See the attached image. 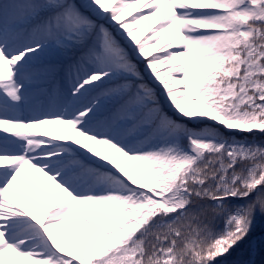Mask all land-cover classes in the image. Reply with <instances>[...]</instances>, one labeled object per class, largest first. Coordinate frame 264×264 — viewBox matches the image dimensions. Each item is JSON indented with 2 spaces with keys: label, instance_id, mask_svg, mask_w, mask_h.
Masks as SVG:
<instances>
[{
  "label": "snow or ice",
  "instance_id": "1",
  "mask_svg": "<svg viewBox=\"0 0 264 264\" xmlns=\"http://www.w3.org/2000/svg\"><path fill=\"white\" fill-rule=\"evenodd\" d=\"M257 217L264 0H0V264H218Z\"/></svg>",
  "mask_w": 264,
  "mask_h": 264
},
{
  "label": "trees",
  "instance_id": "2",
  "mask_svg": "<svg viewBox=\"0 0 264 264\" xmlns=\"http://www.w3.org/2000/svg\"><path fill=\"white\" fill-rule=\"evenodd\" d=\"M243 137L244 136H241V138ZM248 137L251 138V135ZM257 138H259L258 135ZM235 202L243 203L242 201H235ZM263 229H264V220H261L259 217H257L256 224L252 231V233L257 232V234L251 240L246 241L243 244L241 249H239V251L236 253L235 259H237L240 262L250 261L252 264H264V233L262 232ZM221 264H232V262L221 260Z\"/></svg>",
  "mask_w": 264,
  "mask_h": 264
},
{
  "label": "rangeland",
  "instance_id": "3",
  "mask_svg": "<svg viewBox=\"0 0 264 264\" xmlns=\"http://www.w3.org/2000/svg\"><path fill=\"white\" fill-rule=\"evenodd\" d=\"M141 67H143V66L141 65ZM161 100L163 101V97L162 96H161ZM237 135L240 137V136L251 135V134L238 133ZM235 255H236V253L227 255V257H232V264H252L250 261H247V262L246 261H241V262L238 261L237 259H235Z\"/></svg>",
  "mask_w": 264,
  "mask_h": 264
}]
</instances>
